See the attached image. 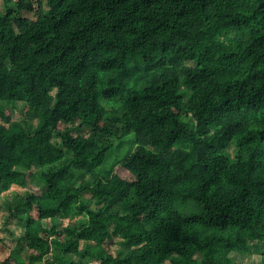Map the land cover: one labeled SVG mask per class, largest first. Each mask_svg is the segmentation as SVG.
<instances>
[{"label":"trees","instance_id":"16d2710c","mask_svg":"<svg viewBox=\"0 0 264 264\" xmlns=\"http://www.w3.org/2000/svg\"><path fill=\"white\" fill-rule=\"evenodd\" d=\"M2 1L0 264H264V0Z\"/></svg>","mask_w":264,"mask_h":264},{"label":"rangeland","instance_id":"374dc122","mask_svg":"<svg viewBox=\"0 0 264 264\" xmlns=\"http://www.w3.org/2000/svg\"><path fill=\"white\" fill-rule=\"evenodd\" d=\"M0 6L3 7V1L0 0ZM30 120L33 125L37 124L38 119L30 117ZM130 137V136H129ZM128 137V138H129ZM130 141L128 139H125L122 141L119 149L116 151H112L108 156V161H112L113 158L116 157L118 154H123L125 151L123 148L127 149L128 144ZM232 154L235 153V149L232 147L231 149ZM106 165L102 166V170H104ZM28 190L35 191L37 193L42 192V188L39 185L33 184L30 187H23L17 184H13L12 187L9 190H5L0 194V263L8 256L10 255V246H6L3 241H1V238H7L8 243L11 244L14 243L15 238H21L25 240L23 237L24 235V223L13 217L9 218V210L7 208L6 203L14 198V195L16 193H21L22 195H25ZM67 222V219L63 221V224ZM60 224V223H59ZM119 236H115L114 240L119 239ZM236 258L240 259L243 256V253L236 252L235 254ZM72 257L75 259H81V256L78 254H72ZM251 258L252 263L251 264H261V255L256 251L251 254L249 257Z\"/></svg>","mask_w":264,"mask_h":264}]
</instances>
